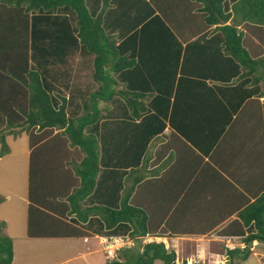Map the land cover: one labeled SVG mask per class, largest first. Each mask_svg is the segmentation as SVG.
Masks as SVG:
<instances>
[{
    "label": "trees",
    "instance_id": "1",
    "mask_svg": "<svg viewBox=\"0 0 264 264\" xmlns=\"http://www.w3.org/2000/svg\"><path fill=\"white\" fill-rule=\"evenodd\" d=\"M196 1L201 5L206 23L216 27L212 32L204 33L202 40L195 41L205 43H199L197 53L191 56L192 48L183 47L158 14L152 15L130 38L116 46L104 32L98 17L88 10L85 0H0V156L9 151V135L25 131L30 136L38 131L41 136L30 139L32 146L42 137L49 138L47 132L56 128L62 129L59 136L64 141L62 147H67L68 153L76 149L79 153L78 158L59 157L63 148L53 144L55 137L38 148L43 152V159L41 151L39 158L32 154L30 236L41 234L30 232L33 221L44 228V232L48 231L47 213L42 208L36 210L34 203L56 194L50 174L55 171L48 160L62 159L60 180L69 178V182L61 197L70 202V213L76 215L73 221L81 225L79 229L72 227L53 235L78 233L85 236L83 231L89 229L94 234L141 242L143 250L126 245L117 250L115 259L105 264H154L157 259L164 264H175V252L168 251L164 242H142L143 237L149 234L150 226L146 212L129 202L133 186L124 190L121 207L108 206L109 201L105 202L107 205H84L83 202L99 198V202L104 203L105 194L95 192L101 182L97 178L100 144L94 128L101 113L100 103L109 102L115 97V84L122 82L138 88L129 92L120 91L131 111L137 115L141 110L151 109V118H165L174 104V80L167 87L154 81L153 86L140 88L137 82H133V74L145 64L149 52L147 47H135V39L137 36L143 37L144 30L153 25H162L165 31L156 32L158 37L168 47L177 46L169 55L176 61L174 75L178 73L181 58L182 61L185 58L200 60L206 66H203L204 71H196L198 75H208L210 78L220 75L223 78L220 81L224 84L234 77L239 78L233 85L234 91L239 90L233 95L235 100L242 93L236 100L237 106L247 98L264 96V55L253 56L244 43L245 31L242 29V25L258 26L264 33V0ZM127 43H133L129 55ZM82 65L89 69L88 76H92V80H82L81 85L79 75ZM71 79L77 82L73 88ZM57 82L71 88L67 96L59 89ZM161 127H152L151 136ZM107 176H101V180L106 181ZM240 217L248 231L243 239L248 247L254 240L264 242V192L241 210ZM5 225L4 221H0V264H12L15 258L14 241L3 233ZM238 251L247 257L252 250L237 247L227 249L231 256ZM189 264L204 263L198 261Z\"/></svg>",
    "mask_w": 264,
    "mask_h": 264
},
{
    "label": "crops",
    "instance_id": "2",
    "mask_svg": "<svg viewBox=\"0 0 264 264\" xmlns=\"http://www.w3.org/2000/svg\"><path fill=\"white\" fill-rule=\"evenodd\" d=\"M85 2L116 46L158 14L182 46L192 48L194 56L199 43H205L195 41L202 40L204 33L216 27L206 23L196 0L174 2L175 8L188 12L177 20L172 17L171 0ZM250 27L264 37L258 26ZM242 29L246 32L245 25ZM162 31H165L162 25H153L144 30L143 37L135 39L137 49L147 47L149 52L145 64L132 79L140 88L153 86L154 81L167 87L174 80V104L165 118H151V109L141 110L137 115L120 91L138 88L122 82L115 84V97L100 103L101 113L94 128L100 144L97 178L101 182L95 192L105 194L104 203L99 198L92 201L95 205H107L105 202L109 201L108 206L121 207L124 190L133 186L129 202L148 216L150 232L145 237L181 242L182 235H187L194 241L208 242L211 255L220 253L213 249L219 244L212 242L222 241L224 252L229 254L227 249L233 247L228 248L225 241L242 244L248 233L240 217L241 210L264 192V96L247 98L237 106L236 100L242 93L235 100L233 95L239 90L234 91L233 85L239 78L224 84L220 75L217 78L198 75L196 71H204L206 66L200 60L181 58L174 75L176 61L169 55L177 46L168 47L161 41L157 33ZM254 39L261 42L257 37ZM127 44L129 55L133 43ZM88 71L82 65L79 78ZM152 127L161 128L151 136ZM106 175L107 180L102 181L101 176Z\"/></svg>",
    "mask_w": 264,
    "mask_h": 264
},
{
    "label": "rangeland",
    "instance_id": "3",
    "mask_svg": "<svg viewBox=\"0 0 264 264\" xmlns=\"http://www.w3.org/2000/svg\"><path fill=\"white\" fill-rule=\"evenodd\" d=\"M175 1L171 0L173 5ZM171 13L175 20L182 15L188 14L185 9L180 10L179 8H175V5L171 9ZM245 28L244 43H246V46L253 56L259 57L264 55V37L261 38V36H258L259 34L253 32L254 30L250 25L245 26ZM254 37H257L258 40L261 39V42L259 43L258 41L256 43ZM88 74L89 71L82 74V79H80L81 85L82 80H92V76H88ZM56 84L66 96L70 93L71 88L68 89L60 82ZM75 85H77V82L73 79L71 87L73 88ZM61 132L62 129L59 128L54 129L52 132L49 131L47 132V136H50L49 138L42 137L41 140L36 141L32 146L30 139L34 136H41L38 131L32 132L30 136L25 131L16 135L7 136L9 151L5 155L0 156V221L6 223L3 228V233L12 237L14 241L15 258L12 264H105L107 261L115 259L117 250L126 245L137 246L143 250V246H140L141 242L137 243V240L129 239L125 241L120 237L111 238L109 236L91 233L89 229L83 231L86 234L85 236H80L78 233L68 236L53 235L61 231L64 232V230H70L72 227L79 229L81 224H76L73 221L74 219L72 220L76 215L70 213L72 208L70 202L61 197L66 192L69 178H62L60 180L59 167L62 166L63 161L62 159L56 160V158L49 159L52 154L45 158V160L49 159L51 169L55 171L54 174H50L56 194L47 196L41 202L34 203L37 207L36 210L42 208L47 213V220H49L47 223L48 231L44 232V228L33 221V227L30 228V232L37 231V233L41 232V234L38 236H30L29 208L33 203L30 201L29 193L32 154H35L39 158V153L42 151L38 150V148L44 145L43 143L47 140L50 139L53 141L56 137L53 144L56 143V146L63 148L62 154L59 157L62 156L64 158L67 156L68 159L70 156L79 157L77 149L76 151H70L68 153L67 147H62L64 141L59 138ZM59 150L61 151L62 149ZM43 158L44 155L42 152L41 159ZM73 186L76 187L74 184ZM83 204L92 205L94 202L84 201ZM156 239L153 237H143L142 242L147 243L153 240L158 242L162 241L159 238ZM180 239L181 242L170 239H165V242L163 241L168 251L175 252V264H189L198 261L204 264H262L264 259V242L262 241L254 240L249 247L245 242H243L245 245L243 243L237 245L235 241H231V244L225 241V245L228 248L230 245L233 248L235 246L239 248L244 246H246L245 248H250L252 250L251 253L247 257H244L242 256L243 252L233 254V256L226 254L224 252V242L222 241L212 242V245L218 243L221 246L218 245V248L213 247L214 250H220V253L211 255L212 253L209 250L208 242H204V240L194 241L195 238L191 239L187 235H182ZM154 264H164V262L161 259H157Z\"/></svg>",
    "mask_w": 264,
    "mask_h": 264
},
{
    "label": "clouds",
    "instance_id": "4",
    "mask_svg": "<svg viewBox=\"0 0 264 264\" xmlns=\"http://www.w3.org/2000/svg\"><path fill=\"white\" fill-rule=\"evenodd\" d=\"M242 248H245V247H242Z\"/></svg>",
    "mask_w": 264,
    "mask_h": 264
}]
</instances>
